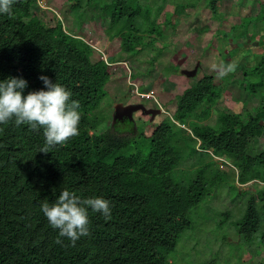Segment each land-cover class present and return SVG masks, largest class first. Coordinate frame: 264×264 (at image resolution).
<instances>
[{"label": "trees", "instance_id": "trees-1", "mask_svg": "<svg viewBox=\"0 0 264 264\" xmlns=\"http://www.w3.org/2000/svg\"><path fill=\"white\" fill-rule=\"evenodd\" d=\"M68 1L77 13L103 2L102 13L111 23L106 33L121 40L126 54L153 47L158 39H146L154 34L164 38L159 22L168 0L154 6L149 0ZM218 1H208L215 18ZM36 5L37 0H16L12 15L0 14V78H26V92L45 87L42 74L57 79L80 101L82 117L79 134L49 152L40 151L43 129L17 127L14 120L0 125V264H167L181 233L191 227V210L229 179L215 157L234 166V179L237 171L240 184L262 185L257 199L251 196L237 229L248 242L260 231L259 245L264 248V149L251 155L252 141L264 137V54L255 56L262 59L254 66L235 65L243 83L260 97L254 110L221 109L214 125L204 124L212 118L228 83L218 84L206 74L176 97L175 112L152 134L120 136L103 131L105 116L98 114L114 77V60L96 56L98 50L67 31L61 21L50 26L38 18ZM188 5L195 6L179 3L175 12L167 13L166 27L175 29L174 19L185 15ZM249 18L234 28L239 37L255 38L250 35ZM259 32L257 24L255 33ZM157 59L151 60L152 67ZM139 137L144 138L147 154L127 153ZM187 149L206 153L210 159L200 160L202 168L189 183H178L173 172ZM63 188L110 199L112 218L90 212L89 235L75 244L66 236L57 242L59 230L48 223L40 204L45 198L55 200Z\"/></svg>", "mask_w": 264, "mask_h": 264}, {"label": "rangeland", "instance_id": "rangeland-1", "mask_svg": "<svg viewBox=\"0 0 264 264\" xmlns=\"http://www.w3.org/2000/svg\"><path fill=\"white\" fill-rule=\"evenodd\" d=\"M208 1L168 0L159 22L164 38L159 39L156 34L147 37L146 42L158 40L153 47L142 49L137 55L123 52L121 40L106 33L111 23L102 13L103 2L96 1L77 13L68 0H45L47 9L37 3L34 13L50 26L61 21L67 31L95 47L98 50L96 56H102L107 61L114 60V77L106 87L108 95L98 111L105 116L101 128L121 133L120 136L136 138L142 131L145 135L152 134L165 117H171L176 110V97L206 74L212 75L218 84L228 83L212 118L204 124L214 125L218 110L243 113L260 105V97L243 83L240 70L234 69L224 76L219 72L222 64L247 63L254 66L261 61L262 56L258 60L255 56L264 52V0H219L217 18L212 15ZM154 2L158 4L162 0H149L152 6ZM179 3L195 6L188 5L185 15L176 16L175 29L166 27L163 23L165 15L175 12ZM247 18L252 23L249 24L250 35H255V38H249V35L239 37V31H234ZM257 24L260 25L258 35L255 33ZM155 56L158 59L152 67L151 60ZM137 89L140 93L154 95V98L138 95ZM140 107L156 110L157 113L155 116L143 115L138 109ZM251 147L253 156L262 151L264 137L254 139ZM137 152L144 155L148 152L142 137L127 151ZM204 159L209 161V155L184 150L183 158L173 172L175 181L189 183L198 175L202 168L200 160ZM214 160L228 173L229 179L211 189V193L191 210V227L181 233L167 264H264V248L259 245L261 232L248 242L237 229L251 196L257 199L258 188L262 185L259 181L240 184L237 171L234 179L232 170L236 169L230 162L223 165L221 160L224 159L215 157ZM235 185L240 189L237 190ZM240 191L247 194L242 195Z\"/></svg>", "mask_w": 264, "mask_h": 264}, {"label": "clouds", "instance_id": "clouds-1", "mask_svg": "<svg viewBox=\"0 0 264 264\" xmlns=\"http://www.w3.org/2000/svg\"><path fill=\"white\" fill-rule=\"evenodd\" d=\"M16 0H0V14L12 15ZM235 65L220 66L219 75L233 71ZM45 87L27 91L29 81L21 76L0 78V125L14 120L17 127L27 124L32 129H43L44 144L40 151L49 152L58 145L79 134L82 113L73 92L57 79L42 74ZM40 208L48 223L59 230L60 238L68 237L75 244L82 236L90 234V212H98L105 219L112 218V201L104 196L78 195L76 191L63 188L55 200L45 198Z\"/></svg>", "mask_w": 264, "mask_h": 264}, {"label": "built area", "instance_id": "built-area-1", "mask_svg": "<svg viewBox=\"0 0 264 264\" xmlns=\"http://www.w3.org/2000/svg\"><path fill=\"white\" fill-rule=\"evenodd\" d=\"M37 3L40 5L41 8L47 9V7L45 6V0H37ZM136 92H137L138 95H140V96H142L144 98H149V97H153L154 98V95H152V94H143V93H140L139 92V89H137ZM219 159H221V158H219ZM221 161L223 162L224 160H221Z\"/></svg>", "mask_w": 264, "mask_h": 264}, {"label": "water", "instance_id": "water-1", "mask_svg": "<svg viewBox=\"0 0 264 264\" xmlns=\"http://www.w3.org/2000/svg\"><path fill=\"white\" fill-rule=\"evenodd\" d=\"M140 109L142 112H143V115H149V114H152L153 116L156 115L157 111L156 110H145L144 108L140 107L138 108ZM138 111V110H137ZM159 112V111H158ZM132 116V114H131Z\"/></svg>", "mask_w": 264, "mask_h": 264}, {"label": "crops", "instance_id": "crops-1", "mask_svg": "<svg viewBox=\"0 0 264 264\" xmlns=\"http://www.w3.org/2000/svg\"><path fill=\"white\" fill-rule=\"evenodd\" d=\"M252 53H253V52H252ZM254 53H255V52H254ZM262 54H264V52H263ZM262 54H261V55H262Z\"/></svg>", "mask_w": 264, "mask_h": 264}]
</instances>
